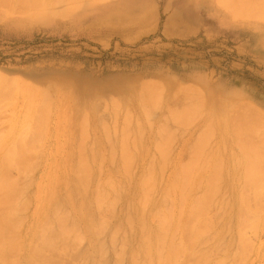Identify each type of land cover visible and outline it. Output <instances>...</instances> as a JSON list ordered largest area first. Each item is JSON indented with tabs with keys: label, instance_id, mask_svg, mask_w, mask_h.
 Instances as JSON below:
<instances>
[{
	"label": "rangeland",
	"instance_id": "374dc122",
	"mask_svg": "<svg viewBox=\"0 0 264 264\" xmlns=\"http://www.w3.org/2000/svg\"><path fill=\"white\" fill-rule=\"evenodd\" d=\"M65 1L66 0H62V1L60 0L57 3L54 2V3H52V6H51L53 9L51 8V10H50V6H49L48 9H46V10L44 9L41 12L38 11V13L36 11H33V10L28 11L27 9H23L22 6H24V8H26V6L22 5L21 4L22 2L19 3L20 1H15V0H9V2L7 1L6 3L11 4V7L6 6L8 4L4 5L5 7L4 6L1 7V3L3 5V2L0 3V82H2V81L4 83L7 82L10 85L12 84L14 86V88L12 87V85L10 87L9 84H7V86H6L5 85L6 83L4 84L5 86H3V85H1L3 82L0 83V94L2 93V95H3V100L0 101V106L2 107L4 105L3 110L0 108V112L1 113L3 112L2 116H7L8 120L10 118V120H9L10 122H11V120H13V117L15 116V118L16 117L19 118L18 119V121H19L21 118L20 115L24 114L23 111H25L24 110L25 107H22V106L25 105L24 104L25 99L29 96V93H31V91H33L32 87H34L33 86L34 84L39 85V86L41 85L45 90L51 89L52 91L50 90L47 93H49L48 96H50L52 93V95L49 98H53V99L52 100L49 99V100H51V103L55 102V104H54L55 106L50 103V113L52 112L51 117L54 115L51 118V122H52L51 123L52 125L50 126L51 130L49 128V130L51 131V132L49 131V133H51V134L53 133L52 136L50 135V137H52L51 138L52 140L51 139L49 140L46 138L43 139L42 143H44L43 145L45 146V148H47L44 151V149H43L44 146H43L41 148V150L42 149L43 150L41 152H39L41 154L44 153V154H42L43 158L40 157L41 155H39V159H38L37 158L38 154H36V156L35 155L33 156V157H36L38 159V161H37V159L32 158L33 161H35V163L37 162L36 163L37 168H36V166H34V168H36L37 170L34 169V171L31 172V174L29 173L30 175L27 173V176L25 175L24 178H20L23 175H20V177H19L18 175L20 173H17V171H15V170L13 172H10V174H9L10 176L12 175L11 179H13V180L15 178H18V177L20 178V179H15V180H20L18 183L19 185L17 184V186H20L19 189L21 187H23L22 189H24L23 191H25L24 192L25 194L24 193H23L24 195L22 194L23 199L26 200V198H27L26 194H27L29 196V198L27 200H30L29 206L28 205L26 206L27 211L25 208L24 209L25 211H22V213H21V215L25 214V215H23V217L26 216L27 222L24 218L23 224L25 222H26V224L24 225V227L22 226L23 229L21 228L20 229L21 232H19L17 234V237L19 235L18 240H16L17 237L15 239V241H16L15 245L16 246H14V247H16V248L21 247V245H22V247L20 249L18 248L17 249L18 251H14L15 253H13V251H12V254H10L11 257H12V255L15 254V257L18 260L13 256L11 258V261L14 258L13 260H15V262L13 261L11 263V261H10V263L15 264L17 261H19V262H17L18 264H25V263H27V264H34L35 263L36 264V262H37V264H40V263H42V264H51V263L57 264V262L59 261L60 263L58 262V264H70V263L71 264H99V263L100 264H102V263L103 264H115V262H114L115 258L113 255V246H112L110 237H111L112 232L114 231L116 233L117 229H118V232L120 234L117 232L116 234H118V235H114V236L116 238H119V239L120 238L123 239V237H124L125 241H124V239H123V241L124 242L127 241V243L123 242V249L122 250H124L125 255H123L124 257L122 256L123 258H122V260L120 259V262H121V264H129V263L131 264L132 259L131 260L129 259L130 258L129 253L132 250V248L136 249V246L138 248V244L140 243L138 238H136L138 229H137V226H135V225H137V224H134V223H137V222H135L137 220V219H135V218H137V213H136V209H134L135 207L133 206L135 204V202L133 200H135V198H136V195H135V192H136L135 191L136 190L135 189L136 188V186H135L136 185V176L139 173V171L143 168V164L146 163V161H144L145 160L144 157H146V155H143V154L146 153L145 151H147L148 149L141 152L142 154L140 153L141 155L138 156V159L141 157L139 159V161L141 160V162L137 163V165L135 167V168H137V169H135L136 174L134 172L135 175L133 174V177H131V179H128L129 182L127 181V178L125 179V177L121 173L122 170L119 167L120 166L119 159L116 158V157H118V155H116L114 157V159H111V161H110V157L108 155L111 152L110 150H112L111 149L112 147H113V150L117 149V146L120 143V142H118V140L121 141V138H126L127 136H129L128 139L130 141V139L132 138L131 135L132 134L134 135V133H135V127L139 126V125L141 128H145L142 131H144L146 133V134L141 133V135L143 134L141 137L142 140L140 141L141 147H144V146L148 147L149 144H151L155 140V138L157 137V134L154 133V131L156 129L153 125L156 124L155 126H157V124L159 123L157 121L163 120V118H164L163 114H166L167 112H169V109L171 106L164 104L161 108L158 107L159 110L161 109L160 111H158V108H156V110L154 109L153 111H151L152 113L154 111H158L157 113L156 112L153 113V115H152V113H151V115L150 114L148 115V116H150L149 119L152 122H150V120L148 118L147 119L143 118L145 116H143L140 112L136 111V115H134V117L136 116L135 118L137 119V116H138V120L137 121L134 120V121H136V123L134 124V121H133L132 122L133 125L131 124L130 127L127 128L128 132L130 133L131 129L135 126L132 129L133 132H131L130 135L127 134L126 137L121 136V138H120V135H122L121 132H117L120 135L115 132L117 134L115 137L111 136V138H108L109 140L108 139L106 140V138H104V137L108 136V135L103 136V134L100 133L99 131H97V132L94 131L93 133L89 134L90 138L88 137V139L85 140V146H83L84 149H86L87 145H89L91 135H93V134L96 137H94V135L92 136V138L94 139L92 141H94V143H92V141H91V143H92L91 145H93V146H91L92 148H90V149L92 151L95 148L97 149V151H95V152H97V154L95 153L96 154L95 158L93 156L94 160H89L90 158L93 159L92 154L94 153V151H93V153H91L92 151L90 149H88L90 145L87 147V150L88 151L90 150L89 153L87 152V150L84 151V149L81 148L80 145L79 146H80L82 151L80 149L79 150L77 149L78 145H76V144H78V142H77L78 140H76V137H75L76 136V134H75L76 123H75V121L73 122V120L76 119L74 117H77L75 110H74L75 104L77 105V102H79V101H84L85 103H86V101L87 102L89 101V103L92 104V103H95L96 101H98L97 99H99V98L100 99H102V98L109 99L110 95H111V98H112V96L113 97L122 96V97H125L126 99H128V98H131L132 96L136 95V93H138L139 91H142L143 88H144V90H152V88H154L155 91L157 89L156 92L161 90L160 88H163L164 89V90L162 89L163 92L160 91L162 93H160V92L159 93L162 95H165V99H169L173 96V95L170 96L171 94H173L172 91H174V93H175L176 89L178 88V90L176 91L177 93H175V96L177 95L176 98L179 99L175 103V106L178 108H179V106H181L183 104V102H184V104H186V101H187L186 97L188 98L189 103H191L193 101V99H191V98L189 99V97L192 96L191 94H193L192 98L199 96V98H196V100L197 99L201 100L200 95L202 93L203 95H201V96H203V98H204L203 99L204 102H202V100L200 101V102L204 103L202 105H206V101H208L207 103H209V102L213 103V101H214L213 104L216 105L217 101L221 99L220 102L222 101L226 106L224 104L222 105L218 102L219 105L218 104L216 106L214 105V108L216 107L215 109L217 110V112L218 111L221 112V110L224 112V109H226V111H228V113H229V114L225 113L226 115L229 116L231 114H234L232 116H235V117L238 115V113H242L241 115L244 116V114H243V112H244L247 120L251 121V122L254 121V123H255L256 121H258V119L256 118V120H254L256 116L255 117H253V116L258 110H259V112L261 111L260 113L262 115L259 114V112H257V114L261 115L264 118V19L247 18V19H243V20H234L233 18H231V15L229 13L225 12L223 10V8H221V6H218L217 0L216 1L215 0H100V1L95 0L96 2L94 0H92V1L91 0H83V2L80 0H77L75 2L76 4H74L75 6H72L75 0H73V2H71L72 1L71 0L69 3L66 2L67 4H65ZM78 1H80L81 3ZM84 1H86L87 3ZM216 2H217V4H216ZM15 4H16L17 8H16ZM19 4H21V5H19ZM54 4L56 5L55 7H54ZM78 4H81V5L79 6ZM19 6L21 9H23L22 10V11H24L23 14L19 10L20 9ZM9 7L11 10L9 9ZM12 7L16 8V10L13 9ZM4 8H5V10L7 9L10 11L5 12ZM14 10L17 11L18 14ZM26 10L28 11V13ZM47 10H48V12H46ZM53 10H54V13H53ZM25 11H26V13H25ZM13 12H15V14H13ZM7 75L10 77L8 78ZM15 77H17V78H15ZM18 78H19V80L21 79V82H18L19 81ZM13 79L15 81H13ZM22 80L24 82L27 81L26 82L27 84L29 82L32 84V82H33V85L30 87L31 89L28 88L30 83L27 86V84L23 83ZM51 81H54V82L52 83ZM62 82H64V83H62ZM152 82L157 83V84L154 85ZM16 83H17V85H16ZM70 83H71V85H70ZM145 83H146V86H144ZM23 84H25V87L27 86L26 88L28 91L24 90ZM62 84H63V87H61ZM140 84H142V85H140ZM148 84H149V86H147ZM68 85H70L71 87ZM157 85L158 86L160 85L159 86L160 88H158ZM20 86L23 87V88L21 87V89H23V92L25 91L26 93H23L21 90V92L23 94L22 95L20 94L21 97H18V96H20V95H18L19 91H20ZM139 87L141 89H139ZM155 87H157V88H155ZM1 88L3 91L6 88L4 91L6 94L1 90ZM62 88L63 89H65V88L69 89L70 91H73V92H69V91L67 92L66 89H65L66 93H64V90L60 92L59 89L62 90ZM179 88L180 89L184 88V90L186 89L187 91H189V90L190 91L188 92V95H186V97L184 95H183L184 96L183 97L182 95H180L182 90H180ZM17 89L19 91H16ZM172 89H174V90H172ZM6 90H9L8 91L9 93L6 92ZM11 90L12 91L14 90L15 92L14 91L12 92ZM45 90L43 93H46L47 90L46 91ZM178 91H180V92H178ZM205 91H207L208 94ZM164 92H165V94H164ZM59 93H60V95L62 94L61 97L58 96ZM68 93H73L72 98L70 97V94H68ZM178 93H180V94L178 95ZM197 93H198V95L195 96ZM4 94L7 96V98ZM16 94L18 96H16ZM26 94H28V95H26ZM55 94H57V97ZM74 94H75L76 98L74 97ZM211 94H212V96H211ZM65 95L67 96V98H65V100H64L63 96H65ZM8 96H9V98H8ZM15 96L18 99L21 98V101L23 99V101L21 102L20 100H18L16 103L17 98L15 99ZM23 96H24V98H22ZM32 96H33V94H32ZM54 96L56 97V99H54L55 98ZM175 96H173V97H175ZM4 97H5V99H4ZM59 97H60V100L57 99ZM68 97H70L69 100H68ZM182 97H183V99L185 98L186 100L184 99L185 101H183ZM227 97L229 100H232L231 101L232 103L230 102L231 104L226 99ZM77 98H79L80 100H77ZM212 98L214 100H212V102L209 101V99L211 100ZM223 99L227 100V102H224ZM53 100H55V101H53ZM196 100H195V102H196ZM27 101H28V99H27ZM61 101H63V102H61ZM73 101H75V102H73ZM134 101H136V100L134 99ZM181 101H183V102H181ZM234 101H235V103H234ZM10 102H12V103H10ZM58 102H59V104H61V103L62 104L59 106ZM67 102L72 103V104H68ZM195 102H193V103L195 104ZM200 102L198 101L197 102L198 104L196 103V105L197 106L200 105L201 104ZM98 103H99V101H98ZM132 103H133V101H132ZM137 103L138 102L136 101L133 103V105H134V108H136L138 110L137 106L139 103L138 104ZM246 103H247V106L252 105L251 108L253 107L255 110L257 109L256 111L252 109V112L253 111L255 112L254 114H252L251 112H250V115L248 114L250 111L249 110L250 108L248 106V108H247L248 110H247L246 107H244V105H246ZM26 104H27V102H26ZM136 104H137V106H136ZM194 104H192V105L189 104V105H191L190 108L192 106H194ZM227 104H229V105H227ZM241 104H243V106ZM57 105L59 108H61V109L63 108L62 109L63 111L61 109H59L57 107ZM63 105H65V106H63ZM68 105L70 106V109H68L69 111H67V108H69ZM93 105H97V102H96V104H92V106ZM164 106H166V107H164ZM172 106H174V104ZM175 106H174V108H176ZM217 106H219L218 109H217ZM223 106H224V109H220ZM239 106H240V109L242 110V112H240L241 110L238 108ZM55 107H57V108H55ZM186 107L183 106V108H181V109H184ZM64 108H66V109H64ZM162 108H164V109L162 110ZM166 108L168 110H166ZM171 108L172 109H170L169 114H166V117L170 116L175 111H176V113L181 111L180 109H179L180 111H177L178 108H177V110H175L173 107H171ZM188 109H189V107H188ZM52 110L55 113H53ZM58 111L60 113L62 112V115L61 114H60L61 116L59 115L61 117L60 118L61 122L58 120L59 119V117H58L59 112ZM70 111H71V113H70ZM247 111H248V113H247ZM63 112L64 113L66 112L67 114L65 115ZM68 112H69L70 116H69ZM93 112L95 113V110L94 111L91 110L92 114L90 113V115H93V117L92 118H91V116L89 117L91 127H92V125H93V127L95 126L94 121H95L96 117H95V114H93ZM182 112H183V110H182ZM182 112H180V113H182ZM13 114H14V116L12 117ZM139 115H140V117H139ZM241 115H240V118L242 117ZM251 115H252L253 120H251L252 119ZM64 116H65V118H64ZM67 116L69 117V120H65L67 118ZM7 118L1 117V114H0V121L2 119V123H0L1 127L3 126V124L5 123V119L7 120ZM8 120H7V122H8ZM142 120L143 121L145 120V121L143 122ZM234 120L236 122V118H234ZM67 121L69 124L67 123ZM138 121H139V123L137 124ZM13 122H14V120L11 123L13 124ZM147 122H149V124L151 123L153 125L151 126L148 124V126H151V127H147V124H146ZM237 122H238V120H237ZM141 123H142V125H141ZM198 123H199V125H197ZM10 124L7 125V123H5L3 127H5V125H6L7 127L9 126L10 128H12L11 127L12 124H11V126H10ZM59 125H60V127H58ZM66 125H67V131L65 132ZM143 125H144V127H142ZM171 125L169 126L170 129L173 128L172 130H177V129H174V128H177L175 125H172V127H171ZM68 126H69V129H68ZM199 126H200V122H197L194 125L192 124L191 127L189 126L187 129L185 128L184 129L185 132H183V130H181V134H183L182 135L183 139H181L180 142L178 144H176L177 146H176V148H174L173 157L176 156V158H177L178 155L181 156V154H182L181 150H183V147L188 143L187 141H189V142L191 141V139L194 137L195 133L198 131ZM1 127H0V131H2V132H0V138H1V135L6 134L5 130H8V129H6L7 127H5L4 128L5 130L3 132V127L2 128ZM10 128H9L7 133H10V132L12 133L13 130ZM60 128H62V129L65 128L64 130H62L63 131L62 133L64 134L63 136H62V133H60L61 132ZM147 128H150V131H147L146 130ZM151 129L154 131H152ZM56 130L58 131L59 136H57L58 134L56 135V132H57ZM138 130H139V132H141L140 128ZM126 132L124 131L123 133L126 134ZM65 133L66 134L68 133V136ZM97 133H99V134H97ZM187 134L191 137H188ZM152 135L155 138L152 137ZM64 136H65V138H62ZM109 136H110V134H109ZM50 137H48V138H50ZM60 138H62V139H60ZM45 140H48V141L45 142ZM71 140H73V141H71ZM75 140L77 143H75ZM97 140H99V141H97ZM67 141L69 142V144ZM111 141L116 142L115 146H112L113 142L111 143ZM58 142L59 143L61 142L59 144V145H61L60 147H63V145L65 146V142H66V146L63 147L62 149H60V147L57 145ZM142 144H143V146H142ZM181 144H183V145H181ZM46 145H48V147H46ZM55 145H57L58 151H56ZM50 146H52V147H50ZM70 146H72V147H70ZM63 149H64V151H63ZM73 149H74V151H73ZM46 150H48V151H46ZM71 150L73 153L72 152L70 153ZM77 151L80 152V153H78V155H77ZM65 152H66V154H65ZM61 153H62V156L60 155ZM74 153H76V154H74ZM98 153L100 155L102 153L103 156L98 155ZM54 154H56V155H54ZM88 154H90V158H89ZM175 154H177V155H175ZM72 155H73V157H72ZM85 155L86 156L88 155V156L85 157ZM63 156L66 158L63 159L64 158ZM78 157H79V159H77ZM83 157L88 159V161L86 159V162L88 163V165L91 163L90 164V170L87 169L90 173L88 171L86 172L87 177H88V174L92 173L91 175H89L90 179H89V177L87 178L86 175L84 178L85 180H86V178L88 179V180H86V182L87 181L89 182V180H90L89 183L88 182L86 183L88 188L85 186L84 183H81L79 180L77 181L76 180L77 178H75L76 174L75 175L73 174L74 173L73 170H75L76 166L81 162V159ZM99 157H101V158L99 159ZM58 159H59V161H58ZM74 159H76V160H74ZM97 159H99V160L102 159L101 162L99 161V163H100L99 165L97 163L98 162ZM78 160L80 162H77ZM84 160L85 159H83V161ZM107 160H109V161H107ZM91 161H93V162H91ZM70 162H71V164H70ZM114 162L116 163V165ZM38 163H39V165H38ZM73 163H76V164L73 165ZM92 163H93V165H92ZM101 163H103V164H101ZM110 163H111V165H110ZM139 163H141V165ZM112 164H113V166H112ZM100 165H101V167H100ZM117 165H118V167H117ZM97 166H99L100 168ZM111 166H112V168H111ZM52 167H53V169H52ZM68 168H69V170H68ZM97 168H99L98 170L100 171L101 175H100V173L97 174V172H98V170H96ZM101 170H102V172H101ZM137 170H139V171H137ZM91 171H94V172H91ZM117 171H118V173H117ZM54 172H56V174ZM105 172H109L110 174L107 173L108 174V176H107ZM39 173H40V175H39ZM46 173H47V175H46ZM97 175H99L100 177L98 176V178H96ZM120 175L122 176V178ZM41 176H42V178H41ZM104 176L108 177V178L110 177L113 180L116 179L113 182L119 181V184H117L118 182H115V184L119 185L122 190L120 189L119 196L117 198V200H119L118 203L116 202L117 201L116 200L115 203L113 204L116 206L115 211H114L113 206H111L109 208L110 210L114 211V212H112V211L110 212L112 214V216H111V214L108 215V212L110 211L109 209L107 210L108 212L107 211L105 212V215H104L105 217L103 220V222H104L103 226L105 227V229L100 230V232L96 231L97 233H99L98 236H96L97 234L94 231L98 230L97 226L95 229V225H96L95 222H97L96 221L97 220V213H95L96 210H95V208H93L95 206H94V203L92 200L93 196H91V195H93L92 193H94V191L96 189L94 187L95 185H97L96 183L100 182L98 180H102L103 178H105ZM25 177L26 178L28 177V178L26 179ZM63 177L65 178V180H62V179H64ZM116 177H118L119 179H117ZM47 178H49V180ZM57 178H58V180H57ZM69 178H70V180H69ZM40 179H42V181H40ZM95 180H97V181H95ZM66 181L69 184L68 183L66 184ZM26 182L29 184L32 183L31 186L27 185ZM55 183H56V185H55ZM79 183L82 184L83 186H85L86 191L84 190L83 186H82V188H81V186H79L80 185ZM126 183L128 185H125ZM34 184H36V185H34ZM225 184L227 186V189H225V187H224ZM41 185H45V187H44L45 190H44L43 186L40 187ZM47 185H48V187H47ZM121 185H123V188ZM133 185H134V187H133ZM229 185H231L230 180L229 179L228 180L223 179L221 181L220 186H221V189L223 188V190L225 189L227 191V190H229ZM25 186L26 187L28 186L27 187L28 190L25 188ZM49 186H51V187H49ZM37 188L40 191H37ZM48 188H49V190H48ZM53 189H55V190H53ZM80 189H82V190H80ZM20 191H21V189H20ZM123 191L124 192L126 191V192L124 193ZM36 192L39 195V196H37L39 199L36 198V195H37ZM40 193H42V195ZM52 193H54V195H52ZM82 193L83 194L86 193L84 195L86 198L83 196ZM43 194H45V196H43ZM32 196H34V197L32 198ZM58 196H60V197H58ZM80 196H81V198H80ZM41 197L44 198V201H42ZM49 197H52L53 199L49 198ZM65 197H66V200H65ZM87 197H88V199H87ZM67 198H68V200H67ZM45 199H47L48 202L45 201ZM54 199H55V201H54ZM57 199H58V201H57ZM74 199H75V201H74ZM126 200H128V205H127ZM49 201L51 202L50 204H49ZM130 201L132 203V204L130 203L131 205L129 204ZM26 202L29 203V201H26ZM43 202H45V203L43 204ZM263 202H264V200L261 202L262 205L264 204ZM57 203L58 204L60 203V204L58 205ZM87 203H90V204H87ZM48 204H49V206H48ZM81 204H83V205H81ZM260 204L258 205L259 207L257 209L261 208ZM40 205H41V207L43 205V208H41ZM79 205H81L82 207ZM126 205H127V207L129 205L130 206L127 208ZM38 206H39V209L37 208ZM58 206L60 208L63 207L62 208L63 210L60 209V210H62L61 212H63L64 210H66L65 212H67V210H69L68 213L70 215L68 213H66L67 215L65 216V214H64V216L66 218V223L68 222L67 225H69L70 228L73 227L72 233L70 232V234H72V235H67L69 237H67V236L64 237L65 235H63L62 239H60L62 236L58 233V231H55V230H57V227L54 228L56 226V224H54V223H56L54 218L52 216H49V215H51V213H52L51 210L53 209L51 207L58 208V210H59ZM37 209L39 210V212H36V211H38ZM72 209L74 211H72ZM77 209L81 210L80 214L78 212L80 210H77ZM32 210H34V211H32ZM45 210H46V213H45ZM128 210L130 212H128ZM76 211L78 212V214ZM258 211L260 212V210H258ZM23 212H25V213H23ZM73 212H75V213H73ZM37 213H38V215H37ZM43 213L46 215H44ZM134 213H135V215H134ZM35 214H36V217H35ZM211 215L212 214H210V216ZM213 215H214V213H213ZM258 215L260 216V214H258ZM262 215L264 216V211H263ZM262 215H261V217L263 218ZM127 216L128 217L130 216L131 218L133 217L132 219H134V222H131L133 224L131 225L132 228L129 227L130 229L128 227H126V223H125V219H127ZM212 217H210V218H212ZM261 217H260V221L262 219ZM42 218L45 222H47L48 219H51V220H48V222L54 221V222H52V225L50 222H49L50 224L46 223L47 225L53 226V227L49 226L50 228H54V230L53 229L49 230L50 229L49 227H48V230L46 229L47 233H48V231L50 232L48 234V236L53 235V238H54V239L48 238V240L50 241V244H48V246L46 245V247L44 246L45 243H44V245H41L42 243L37 244L34 241V240H36V238L34 239V237H36V235H37V228H35L34 226L36 224H37L36 226H38L39 222L41 223ZM215 219L216 218H212V221L215 222ZM105 220H107V221H105ZM105 222H106V224H105ZM71 223H72V225H71ZM92 223L95 224L94 227L91 226ZM220 224L221 223L218 222L216 225V228H221ZM74 225L77 228V229L75 228V230H74V227H75ZM259 225H260V223H259ZM262 225H264V221L261 222L260 227ZM27 227H28V229H25ZM260 227H258V229L252 228L255 232L257 231L255 233V234H257V236L253 233L255 237L252 236V238H251L252 234L248 235L249 237L247 235H245V234H249L252 229L250 230L248 228L244 232V235L246 236V237L244 236L245 240H247V239L251 240L252 239L251 241L250 240L249 241L252 243L254 242L252 245L247 240L248 244H250V246H252V248H255V249L258 248V250L254 249L255 253L253 252L252 248H248L249 254L247 252L246 255H249V256H248V258L245 256L247 258V260L245 259V261H243L244 263L246 262L245 264H251V263L252 264H256V263L261 264L262 263L263 264L264 255H262V258H261L260 254L264 253V231H263L264 226H263V229H262V227L261 228ZM119 228H120L121 232L119 231ZM259 228L262 230V232H261V230L259 231ZM132 229H134V230H132ZM131 230H132V232H130ZM74 231L80 233L83 236V237L81 236V239L85 237L84 238L85 240L80 239V241L78 242L79 244H80V242H82L79 247H76L78 245H75L76 243L74 242L76 240L73 237ZM133 231H135V233ZM248 231H249V233H246ZM128 234H129V236H128ZM54 236H56V238ZM30 237H32V238H30ZM58 237H60V238H58ZM133 237H134V239H133ZM227 237H229V238L225 239L224 244H228V243L232 242L231 236H227ZM28 239H30V240H28ZM57 239H58V241H57ZM63 239L65 241H62ZM228 239H230L231 241ZM51 240H55V241L51 242ZM49 241L48 242L46 241V243H49ZM71 241L74 243L73 245H75V246H71V244H72ZM33 242H35L37 246H34ZM53 243H55V245H56L55 247H54ZM256 244L258 247L256 246ZM124 245H125V247H124ZM260 246H262V247H260ZM59 247H61V248H59ZM58 248H59V251H57ZM65 248H66V250H65ZM99 248L103 249L104 256H102V257L100 255L102 252H98V251H100ZM54 249H56V250H54ZM13 250H14V248H13ZM53 250L56 253H54ZM62 250H64L66 254L69 253L68 257L64 253V251H62ZM70 250H73L74 252L70 251ZM81 251H82V253H81ZM250 251L252 252L251 255H250ZM256 251H258L257 252L259 255V257L257 255L258 259H257V257L255 258ZM17 252H20V253L17 254ZM51 252L55 256H53V254H50ZM71 252L73 253V256H75V257L72 256ZM10 253H11V250H10ZM29 253H30V256H28ZM83 253H84V256L80 255ZM69 255H71L72 257ZM77 255L79 257H77ZM52 256L54 259L52 258ZM57 256H59V257L57 258ZM39 258L40 259L43 258L44 260L43 259L40 260ZM55 258H57V259L55 260ZM252 258H254L255 260L254 259H253L254 261L250 260ZM260 258H261V261H260ZM32 259H34V261H32ZM58 259H60V260H58ZM61 259H64L63 263H62ZM248 259L250 261H248ZM26 260H28V261H26ZM52 260L55 262H52ZM30 261H32V263ZM28 262H30V263H28ZM45 262H47V263H45ZM243 262L241 264H243Z\"/></svg>",
	"mask_w": 264,
	"mask_h": 264
},
{
	"label": "bare ground",
	"instance_id": "6f19581e",
	"mask_svg": "<svg viewBox=\"0 0 264 264\" xmlns=\"http://www.w3.org/2000/svg\"><path fill=\"white\" fill-rule=\"evenodd\" d=\"M7 1L9 2V0H7ZM7 1L6 0H0V3L3 2V5L1 3V7L8 4V3H6ZM15 1H20L19 3L22 2L21 4L26 6V8H24V6H22L23 9H27L28 11L33 10V11H36L38 13V11L41 12L44 9L45 10L48 9L49 6H50V10H51L52 3H54V2L57 3L60 0H15ZM70 1L71 0H66L65 4L69 3ZM76 1L77 0L74 1L73 5L72 4L71 5L75 6L74 4H76L75 3ZM80 1L83 2V0H80ZM80 1H78V2H80ZM71 2H73V0ZM84 2H86V1H84ZM217 2H218V6H221V8H223V10L225 12L229 13L231 15V18H233L234 20H243V19H247V18L264 19V0H217ZM217 2H216V4H217ZM21 4H19V5H21ZM78 5L80 6L81 4H78ZM6 6L11 7V4H8ZM15 6H16V4H15ZM55 6L56 5L54 4V7ZM10 7H9V9H10ZM12 8L16 10L17 6H16V8H14V7H12ZM19 8H20V6H19ZM23 9H21V8L19 9L22 14L24 12V11H22ZM4 10H5V8H4ZM10 10L6 9L5 12L10 11ZM26 11H25V13H26ZM28 11H27V13H28ZM15 12H17V11H15ZM15 12H13V14H15ZM46 12H48V10ZM53 13H54V10H53ZM17 14H18V12H17ZM9 77L10 76H8V78ZM15 78H17V77H15ZM18 80H19V78H18ZM13 81H15V80L13 79ZM2 82H0V83H2ZM18 82H21V79ZM26 82L23 81V83H26ZM51 82L53 83L54 81H51ZM5 83L3 82L1 85L7 86V84H9L7 82H5ZM29 83L28 84L26 83L27 86L29 85ZM62 83H64V82H62ZM152 83L154 85L157 84L154 82H152ZM11 85H10V87H11ZM16 85H17V83H16ZM23 85H24V90H27V88H26L27 86L25 87V84H23ZM32 85H33V82H32V84L30 83L28 88L31 89L30 87ZM70 85H71V83H70ZM70 85H68V86H70ZM140 85H142V84H140ZM33 86H34V87H32L33 91L30 90L31 93H29V96L25 99L24 104L26 106L25 105L22 106V107H25V109H24L25 111H23L24 112V114H22L23 116L20 115L21 118L19 121H18L19 118H17V117H16L17 119L15 118V116H14L15 113H14L12 115V117L14 116L13 117L14 122L12 124L11 122L13 120H11V122H10L9 121L10 118L8 120L7 116H2L3 112L2 113L0 112L1 117H5L8 120V122H7V120L5 119V123H7V125L10 123L12 124V126L10 124V126L12 128H10L9 126L8 127L13 130L12 133L11 132L7 133L9 128L5 125V127H7L6 129H8V130H5L4 129L5 127H3L5 124L4 123L2 126L3 132L5 130L6 131L5 133L7 135L3 134V135H1V138H0V264H11L13 261L15 262V260H13L14 258L11 261V258L13 256L15 257V254L12 255V257L10 254H12V251H13V253H15L14 251H18L17 249L18 248L20 249L22 247V245H21V247H17V248L14 247V246H16L15 245V242H16L15 239L17 237V234L19 232H21L20 229L22 228V226L24 227V225L27 222L26 216L23 217V215H25V214L21 215V213H22V211H25L24 209L26 208V206L27 205L29 206V204H30V200H27L29 198V196L26 194V197H27L26 200L23 199V195L25 194L24 193L25 191H23L24 190V189H22L23 187L20 188L21 189V191H20V189H19L20 186H17V184L19 183L20 180H15V179L24 178L25 175L27 176V173L31 174V172H33L34 169L37 168V166H36L37 162L35 163V161H33L32 158H34V159L38 158L39 159V155H41L40 157H42V154H44V153L41 154L39 152H41L43 149H44V151H45V149H47L43 145L44 143H42V141L45 138L50 140L52 138V137H50V135L52 136V134H53V133L52 134L49 133V131L51 130L50 126L52 125L51 124L52 123L51 118L54 116L53 115L51 117L52 112L50 113V103H51V100L53 98H49L52 95V93L50 96H48L49 93H47L51 89L50 90L46 89L47 90L46 91L41 85L39 86V85L34 84ZM144 86H146V83ZM147 86H149V84ZM159 86L157 85L158 88H160ZM12 87L14 88L13 85H12ZM21 87L22 86H20V91L18 90L19 88L16 90V91H19L18 95H20V94L22 95L23 93H26L25 91L23 92V89H21ZM61 87H63V84ZM157 87H155V88H157ZM184 88L180 89V90H182L183 93L182 92H181V94L178 93V95L179 94L182 96L184 95L185 97H186V95H188V92L190 90L187 91L186 89L184 90ZM5 89H4V91H5ZM65 89L62 88V90L59 89V91L61 92L64 90V93H66ZM139 89H141V88L139 87ZM160 89L161 90L156 92L157 89L155 91L154 88H152L153 91L152 90H144V88H143L142 91L138 90L139 92L136 93V95H134L128 99H126L125 97H122V96H117V97L112 96V98H111V95H110L109 99H105V98L100 99L98 97L100 99V100L97 99L99 101V103H98V101H96L97 105H93V106H92V104H96V102L92 103V104L89 103V101L88 102L86 101V103L84 101L77 102V105L75 104V106H74L75 107L74 110H75L77 117H74L76 119L73 120V122L75 121V123H76V125H75L76 128L74 127L75 128V134H76L75 137H76V140H78L77 141L78 144H76V145H78V148L77 147L76 148L78 150L79 149L81 150V148L84 149L83 146H85V140H87L89 137V134L93 133L94 131H96V132L99 131L100 133L103 134V136H105V135L109 136V134H110L109 137L108 136L104 137V138H106V140L108 138H111V136L115 137L117 134H119L117 132H121L122 135L119 134L120 138H121V136L126 137L127 134L130 135V133L133 132L132 129L135 126L133 128L131 127L132 129H131L130 133L128 132L127 128L130 127V125L132 124V122L134 120H136V121L138 120V116H137V119L135 118L136 116L134 117V115H136V111L140 112L143 116H145V117L142 116L143 118L149 119L150 116H148V115L149 114L151 115V113H152L151 111H153L154 109L156 110V108H158V107L161 108L164 104L169 105V106L174 108L175 103L179 100L178 98H176L177 95L175 96V93H177L176 91L178 90V88L176 89L175 93H174V91H172L173 94L170 95V96L173 95L175 97L172 96L169 99H165V95L160 94L164 90L163 88H160ZM1 90H2V88H1ZM9 90H6V92H8ZM21 90L23 93L21 92ZM44 90L46 91L47 94L43 93ZM172 90H174V89H172ZM66 91L67 92L68 91L73 92V91H70L69 89H66ZM160 91H162V92H160ZM178 92H180V91H178ZM205 92L207 93V91H205ZM32 94H33V96H32ZM57 94H55L56 97H57ZM68 94H70V97L72 98L73 93H68ZM164 94H165V92H164ZM18 95L16 94V96H18ZM21 95L18 97H21ZM26 95H28V94H26ZM61 95L59 93L58 96L61 97ZM191 95L193 96V94H191ZM197 95H198V93L195 96H197ZM201 95H203V94L201 93ZM201 95H200V98H201L202 102H204V100H203L204 98ZM16 96H15V99L17 98ZM24 96L22 98H24ZM65 96H63L64 100H65V98H67L68 95L66 97ZM192 96L189 97V99L190 98L193 99L192 102L190 101L191 103H189L188 98L186 97L188 102L186 101L187 105L184 104L183 101H185L186 99L184 98L185 99L184 100L182 97L183 101H181V102H183L184 105L182 104L181 105L182 107L179 106V108L175 106L176 108H174V109L177 110V108H178L177 111L181 110L180 112H182V110H183L182 113H180V112L176 113V111L175 112L172 111L173 114L166 117V114H169L170 109H172L170 107L169 112H167L166 110H168V109L166 108L165 111L167 113L163 114L164 116L162 115L164 117V118L162 117L163 120L157 121V122H159L157 124V126H155L156 124L155 125H153L151 123L149 124V122L146 123L147 127H151L153 125L156 130L155 131L152 129L151 130L157 134L156 138L152 135V137H154L155 140L153 139L154 141L151 144H149L148 147H145V146H144L145 148L141 147L140 141L142 140L141 137L143 135V134L141 135V133H145L144 131H142L145 128H141L139 125V126L135 127V133L136 134L134 133V135L133 134L131 135L132 138L130 137L131 138L130 141L128 139L129 136H127L126 138H121V141L118 140V142H120V143L118 144L117 149L113 150V147H112L111 148L112 150H110L111 152L108 155L110 157V161H111V159H114V157L116 155H118V157H116V158L119 159V164H120L119 167L122 170L121 173L125 177V179L127 178V181H128V179H131V177H133V174L136 171L135 169H137V168H135L137 163L141 162V160L139 161V159L141 157L138 159V156L142 154L141 152L148 149L147 151H145L146 153L143 154V155H146V157H144L145 158L144 161H146V163L145 162H144L145 164L142 163L143 168L140 171L137 170V171H139V173L136 176V185H135L136 186V188H135L136 189L135 190L136 191L135 192L136 198H135V200H133L135 202V204L133 203L134 204L133 206L135 207L134 209H136V213H137V218H135V219H137L135 221L137 223H134V224H137V225H135V226H137V229H138L136 238H138L140 243L138 242L139 243L138 248H137V246H136V249L132 248V250L129 253V257H130L129 259L130 260L132 259L131 264H241L243 261H245V259L247 260V258L249 256V255H246V253L249 250L248 248H252V246H250V244H248V242H247V240L249 241L250 239L245 240V237H246L245 235L248 236V235L252 234L251 235V238H252V236H254V234L257 232V231L255 232L253 229H255V228L258 229V227H260V225H261V222L264 221L263 220L264 216L262 215L263 211H264V208H263L264 204L262 205V203H261L264 200V118L261 116L262 115L260 113L261 111L260 112H259V110L257 111V112H259V114H261V115H258L257 112L256 113L254 111L252 112V109L255 110L253 107L251 108L252 105L251 106L248 105L250 108L249 109L250 111H249V113L247 111V113L249 115H250V112L252 114L255 113L256 115L254 114V116H253V117L256 116L254 120H256V118L258 119V121H256L254 123V121L251 122V121L247 120L244 112H243L244 116L241 115L242 113H238L237 116L239 118L237 116L236 117L232 116L234 114H231V113H230L231 115H229V116L226 115L229 113H228V111H226V109H224V106L220 108V109H224V112L222 110H221V112H219V111L217 112V110L215 109L216 107L214 108V105H215V104H213L214 101H213V103L209 102L210 104L207 103L208 101H206V105H202L204 103L200 102L201 101L200 99L199 100L197 99L201 103V104L199 103L200 105L197 106L196 103L198 101L196 100V98H199V96L195 97V98H192ZM211 96H212V94H211ZM56 97L54 99H56ZM60 97L57 99L60 100ZM70 97H68V100L70 99ZM74 97L76 98L75 94H74ZM6 98H7V96H6ZM8 98H9V96H8ZM4 99H5V97H4ZM27 99H28V101H27ZM49 99H51V100H49ZM134 99L140 104L139 105L137 103L138 106L136 104V106L138 107V110L136 108H134L133 103L136 102V101H134ZM194 99L196 100V102ZM226 99L229 101V103L232 101V100H229L228 97ZM1 100H3L2 93L0 94V101ZM18 100L21 101V98L20 99L17 98L16 103ZM77 100H80V99L77 98ZM212 100H214V99L213 98L211 100L209 99V101H211V102H212ZM220 100H218L217 103L215 102L216 105L218 104V102L222 105L224 104L222 101L220 102ZM227 100H224V102H227ZM22 101H23V99H22ZM53 101H55V100H53ZM63 101H61V102H63ZM132 101H133V103H132ZM26 102H27V104H26ZM59 102H58V104H59ZM73 102H75V101H73ZM193 102H195V104ZM10 103H12V102H10ZM188 103L191 105L194 104V106H192L190 108L191 105H189ZM234 103H235V101H234ZM51 104L54 105L55 102H53ZM61 104H59V106ZM68 104H72V103H68ZM173 104H174V106H172ZM227 105H229V104H227ZM241 105L243 106V104H241ZM63 106H65V105H63ZM183 106L186 108L181 109V108H183ZM240 106L238 107L239 109H240ZM248 106H247V103H246V105H244V107H246V109L248 108ZM3 107H4V105L2 107L0 106V108L2 110H3ZM57 107H58V105H57ZM57 107H55V108H57ZM164 107H166V106H164ZM188 107H189V109H188ZM218 107L219 106H217V109H218ZM59 109H61V108H59ZM64 109H66V108H64ZM68 109H70V106H69V108H67V111H69ZM163 109L164 108H162V110ZM91 110L92 111L95 110V113L93 112V114H95V117H96L95 121H94L95 126L93 127V125H92L93 128L90 126L91 123H90V118H89L90 116H91V118L93 117V115H90ZM160 110L158 108V111H160ZM158 111H154L153 113H155V112L157 113ZM66 112L65 113L63 112V113L66 115L67 114ZM240 112H242V110ZM53 113H55V112L53 111ZM70 113H71V111H70ZM153 113H152V115H153ZM60 114L62 115V112L61 113L59 112V114H58V117H59L58 120L59 121L61 120ZM68 114H69V112H68ZM240 115L242 116L241 118H240ZM69 116H70V114H69ZM139 117H140V115H139ZM64 118H65V116H64ZM67 118L65 120H69L68 116H67ZM234 118H236V122H235ZM251 118H252V115H251ZM237 120H238V122H237ZM251 120H253V118ZM136 121H134V124L136 123ZM150 122H152V121L150 120ZM195 122L196 123L200 122V126H199L198 131L195 133L194 137L191 139L190 142L187 141L188 143L183 147V150H181L182 151V154L180 153L181 156L178 155L179 157L177 156V158H176V156L173 157L174 148H176V146H177L176 144H178L180 142V140L183 139L182 138L183 134H181V130H183V132H185L184 129L185 128L187 129L189 126L191 127L192 124L193 125L196 124ZM0 123H2V119H1ZM67 123H68V121H67ZM138 123H139V121L137 122V124ZM148 124L151 126H148ZM171 124L175 125L177 128H174V129H177V130H172L173 128L170 129L169 126ZM141 125H142V123H141ZM172 125H171V127H172ZM197 125H199V123ZM0 127H1V125H0ZM58 127H60V125ZM138 127L141 129L140 130L141 132H139ZM142 127H144V125ZM49 128H50V130H49ZM64 129L60 128V130H61L60 133H62L63 132L62 130H64ZM68 129H69V126H68ZM146 130L150 131V128H147ZM58 131L56 132V135L58 134ZM66 131H67V125H66L65 132ZM124 131L125 132L127 131L128 133L126 132V134H125V133H123ZM0 132H2V131H0ZM97 134H99V133H97ZM63 135L64 134L62 133V136ZM66 135L68 136V133ZM93 135H91V139H90V143H89L90 146L87 145L88 143L86 144L87 147L89 146L88 149L92 148L91 146H93V145H91L92 143H94V141H92V140H94L92 138ZM57 136H59V134ZM48 137H50V138H48ZM94 137H96V136L94 135ZM188 137H191V136L188 135ZM62 138H65V136ZM62 138H60V139H62ZM76 140H75V143H77ZM46 141H48V140H45V142ZM71 141H73V140H71ZM91 141H92V143H91ZM97 141H99V140H97ZM112 142L113 141H111V143ZM60 143L58 142V144H57L59 147L61 146V145H59ZM115 143L116 142L114 141L112 143L113 145L112 144L111 145L115 146ZM68 144H69V142H68ZM48 145H46V147H48ZM57 145H55L56 151H58ZM79 145L81 146V148ZM181 145H183V144H181ZM65 146H66V142H65ZM65 146L63 145V147H65ZM142 146H143V144H142ZM42 147H43V149L41 150ZM50 147H52V146H50ZM63 147H60V149H62ZM70 147H72V146H70ZM87 147H86V149H84V151L87 150ZM90 150L89 151L87 150V152L89 153ZM46 151H48V150H46ZM63 151H64V149H63ZM73 151H74V149H73ZM93 151H94V153H93ZM93 151L91 152L94 154V155L92 154V158H93V156L95 158V155L97 154V152H95V151H97V149L95 148ZM71 152H72V150L70 151V153ZM78 153H80V152L77 151V155H78ZM99 153H98V155H100ZM36 154H38L37 158L33 157L34 155L36 156ZM65 154H66V152H65ZM74 154H76V153H74ZM90 154H88L89 158H90ZM177 154H175V155H177ZM54 155H56V154H54ZM60 155L62 156V153ZM101 155H102V153H101ZM87 156L85 155V157H87ZM72 157H73V155H72ZM85 157H83L81 159V162L79 160L77 161L80 163L79 164L77 163L78 164L77 166L75 165L76 168L74 167L75 170H73L74 171L73 174L74 175L76 174L75 178H77L76 179L77 181L79 180L81 183H84L85 186L88 188V186L86 184L88 181L86 182V180H88L87 178L92 173L88 174V177H87L86 172L88 171L87 169L90 170V164L91 163L88 165V163L86 162L87 158H85ZM65 158L66 157H64L63 159H65ZM94 158L93 159L90 158L89 160H94ZM100 158L101 157H99V159ZM38 159H37V161H38ZM77 159H79V157ZM83 159H85V160L83 161ZM99 159H97L98 165L100 164L99 161L100 162L102 161V159L101 160H99ZM74 160H76V159H74ZM58 161H59V159H58ZM87 161H88V159H87ZM107 161H109V160H107ZM91 162H93V161H91ZM103 163H101V164H103ZM70 164H71V162H70ZM74 164H76V163H73V165ZM139 164L141 165V163H139ZM38 165H39V163H38ZM92 165H93V163H92ZM110 165H111V163H110ZM115 165H116V163H115ZM34 166H36V168H34ZM112 166H113V164H112ZM112 166H111V168H112ZM97 167H99V166H97ZM100 167H101V165H100ZM117 167H118V165H117ZM69 168H68V170H69ZM99 168H97L96 170H98ZM52 169H53V167H52ZM14 170L17 171V173H20L18 175L19 177H20V175H23V176H21L20 178L19 177L15 178L14 180L11 179L12 175L10 176L9 174H10V172H13ZM91 172H94V171H91ZM101 172H102V170H101ZM54 173L56 174V172H54ZM98 173H100L99 170H98L97 174ZM105 173L107 176H108V174H110L109 172H105ZM117 173H118V171H117ZM135 174H136V172H135ZM39 175H40V173H39ZM46 175H47V173H46ZM85 175L87 177L86 180L84 179ZM100 175H101V173H100ZM98 176L99 175H97L96 178H98ZM41 178H42V176H41ZM116 178L119 179L118 177H116ZM121 178H122V176H121ZM47 179L49 180V178H47ZM89 179H90V177H89ZM111 179L112 178H110V177L109 178L105 177L102 180H98L100 182H98L99 184L96 183L98 186L97 185L94 186L96 189H95L94 193H92L93 195H91V196H93L92 200H93V203L95 206L93 208H95V210H96L95 213H97V220H96L97 222H95L96 225L93 223L91 225L93 227L95 225V229L97 226L98 230L94 229L95 230V231L93 230L94 232H96V231L100 232V230L105 229V227L103 226V224H104L103 220L105 217L104 215H105V212L111 206L114 207V211H115L116 206L113 204L115 203V201L117 200V198L119 196V192H120L121 187L119 185H117V184H119V181H115V182H118L117 184H115V182H113V181L116 179H114V180L113 179L111 180ZM223 179H227V180L229 179L231 182V185H229V190H227V191L225 190V189H227L226 184L224 186L225 189L224 190H223V188L221 189L220 185H221V181ZM57 180H58V178H57ZM62 180H65V178ZM69 180H70V178H69ZM40 181H42V179H40ZM95 181H97V180H95ZM89 182H90V180H89ZM67 183L68 182L66 181V184ZM31 184L27 183V185H29V186H31ZM36 184H34V185H36ZM55 185H56V183H55ZM125 185H128V184L126 183ZM42 186H43V188L45 187V185H41L40 187H42ZM51 186H49V187H51ZM79 186H81V188H82L83 185L80 184ZM85 186H83L84 190H85ZM121 186L123 188V185H121ZM27 187L25 186V188L28 190ZM47 187H48V185H47ZM133 187H134V185H133ZM44 190H45V188H44ZM48 190H49V188H48ZM53 190H55V189H53ZM80 190H82V189H80ZM37 191H40V190H38V188H37ZM36 194H37V192H36ZM40 194L42 195V193H40ZM85 194H83V196ZM52 195H54V193H52ZM37 196H39V195L37 194L36 198H38ZM43 196H45V194H43ZM33 197L34 196H32V198ZM58 197H60V196H58ZM49 198H52V197H49ZM80 198H81V196H80ZM55 199H54V201H55ZM87 199H88V197H87ZM65 200H66V197H65ZM67 200H68V198H67ZM26 201H29V203H27ZM42 201H44V198H42ZM45 201H47V199H45ZM57 201H58V199H57ZM74 201H75V199H74ZM118 201L119 200H117L116 202L118 203ZM126 202L128 205V200H126ZM44 203L45 202H43V204ZM50 203L51 202L49 201V204ZM130 203H131V201L129 202V204ZM49 204H48V206H49ZM87 204H90V203H87ZM259 204H260L261 208L257 209L259 207L258 206ZM81 205H83V204H81ZM81 205H79V206H81ZM127 205H126V207H127ZM40 207H41V205H40ZM37 208L39 209V206ZM41 208H43V205ZM51 208H53V209L51 210L52 213L49 216H52L56 222V223H54V224H56V226L54 228L57 227V230H55V231H58V233L62 236L61 237L59 235L61 238L60 237H58V238L62 239L63 235H65L64 237H66L67 235H72V234H70V232L72 233L73 227L70 228L69 225H67L68 222L66 223V218H65V216L67 215L66 213H68L69 210H67V212H65L66 210L61 212L63 210L62 209L63 207L62 208L59 207V210H58V208H54V207H51ZM60 209H62V210H60ZM80 209H77V210H80ZM46 210H45V213H46ZM258 210H260V212ZM26 211H27V208H26ZM32 211H34V210H32ZM72 211H74V210L72 209ZM111 211L112 210H110L109 212L107 211L108 215L111 214L110 213ZM114 211H112V212H114ZM36 212H39V210ZM78 212L80 214L81 210ZM78 212H77V214H78ZM128 212H130V211L128 210ZM23 213H25V212H23ZM73 213H75V212H73ZM213 213H214V215H213ZM64 214H65V216H64ZM210 214H212V215L210 216ZM258 214H260V216ZM37 215H38V213H37ZM44 215H46V214H44ZM134 215H135V213H134ZM261 215L263 216V218L261 217ZM111 216H112V214H111ZM35 217H36V214H35ZM210 217L216 218L215 222L212 221V218H210ZM260 217L262 218L261 221H260ZM24 218H25L26 222L23 224ZM132 218L130 216L129 217L127 216V219H125L126 227H128V228L131 227V225L133 224L131 222H134V219H132ZM48 220H51V219H48ZM48 220H47V222H45L42 218V221H41V223L39 222L38 226H36L37 224L36 225L34 224L35 226L33 225L35 228H37V235L35 234L36 237H34V239L36 238V240H34V241L37 244L42 243L41 245H44V243H45V245H44L45 247H46V245L48 246V244H50V241L48 240V238H50V239L53 238V235L52 236L49 235L50 237L48 236V234L50 232L48 231V233H47V230H48L49 226L53 227L51 225H52V222H54V221H51V222L49 221L51 223V225H47L49 223ZM105 221H107V220H105ZM218 222L221 223L220 224L221 228H216V225ZM72 223H71V225H72ZM259 223H260V225H259ZM105 224H106V222H105ZM263 226L264 225L261 226L262 229H263ZM54 228H50L49 230H51V229L54 230ZM75 228H76V226L74 227V230H75ZM248 228L250 230L253 228L252 229L253 231L251 230L252 233L251 232L249 233V231H248L246 233H249V234L244 235V232ZM260 228H259V231L261 230ZM25 229H28V227ZM132 230H134V229H132ZM132 230L130 232H132ZM119 231H120V228H119ZM263 231H264V229H263ZM97 232H96V234H97L96 236H98V234H99ZM117 232H118V229H117ZM133 232L135 233V231H133ZM261 232H262V230H261ZM116 233L114 231L112 232L110 240H111V243L113 246V255L115 258L114 262H115V264H121L120 259L122 260V258L124 257L123 255H125L124 250H122L123 249V242L125 241V239L123 237V239H124V241H123V239L120 238L122 240L121 241L119 238H116L114 236V235H118ZM255 235L257 236V234H255ZM81 236L82 235L80 233L74 231L73 237L76 240L75 241L73 240V241L76 243L75 245H78L76 247H79L82 243V242H80V244L78 243L81 239ZM128 236H129V234H128ZM227 236H231L232 242H230L228 244H224L225 239L229 238ZM54 237L56 238V236H54ZM67 237H69V236H67ZM18 238H19V235H18L16 240H18ZM30 238H32V237H30ZM84 238H82L81 240H83ZM64 239L62 241H65ZM133 239H134V237H133ZM28 240H30V239H28ZM228 240H230V239H228ZM46 241L47 242L49 241V243H46ZM52 241H55V240H51V242ZM57 241H58V239H57ZM35 242H33V244H34V246H37ZM55 243H53L54 247L56 246ZM124 243H127V241ZM250 243L253 245L254 242L253 243L250 242ZM73 244L74 243L72 242L71 246H75ZM256 246H257V244H256ZM124 247H125V245H124ZM260 247H262V246H260ZM13 248H14V250H13ZM59 248H61V247H59ZM59 248L57 251H59ZM252 249H253V252L255 253V251H254L255 248H252ZM10 250H11V253H10ZM54 250H56V249H54ZM54 250H53V252H54ZM65 250H66V248H65ZM255 250H258V248H256ZM62 251H64V250H62ZM70 251H73V250H70ZM251 251H250V255L252 253ZM98 252L103 253V249H100V251H98ZM257 252L258 251H256L255 258L258 255ZM18 253H20V252H17V254ZM54 253H56V252H54ZM64 253H65V251H64ZM81 253H82V251H81ZM102 253L100 254L101 257L104 256V253L103 254ZM50 254H53V253L51 252ZM68 254H66L67 257H68ZM248 254H249V252H248ZM80 255L84 256V253L80 254ZM262 255H264V253L260 254L261 258H262ZM28 256H30V253L28 254ZM53 256H55V255L53 254ZM53 256H52V258H53ZM69 256H71V255H69ZM72 256H73V253H72ZM58 257L59 256H57V258ZM73 257H75V256H73ZM77 257H79V256L77 255ZM258 257H259V255H258ZM258 257H257V259H258ZM57 258H55V260ZM261 258H260V261H261ZM42 259H40V260H42ZM253 259L254 258H252L250 260H253ZM58 260H60V259H58ZM61 260L63 263L64 259H61ZM250 260L248 259V261H250ZM10 261H11V263H10ZM26 261H28V260H26ZM32 261H34V259H32ZM32 261H30V262L32 263ZM17 262H19V261H17ZM30 262H28V263H30ZM52 262H55V261L52 260ZM58 262H57V264H58ZM45 263H47V262H45ZM245 263L243 262V264H245ZM25 264H27V263H25ZM36 264H37V262H36ZM40 264H42V263H40ZM256 264H260V263H256ZM263 264H264V261H263Z\"/></svg>",
	"mask_w": 264,
	"mask_h": 264
}]
</instances>
